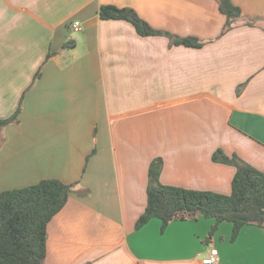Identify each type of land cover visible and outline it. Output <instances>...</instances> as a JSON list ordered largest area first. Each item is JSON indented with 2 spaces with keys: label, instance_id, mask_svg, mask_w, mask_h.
I'll return each mask as SVG.
<instances>
[{
  "label": "crops",
  "instance_id": "1",
  "mask_svg": "<svg viewBox=\"0 0 264 264\" xmlns=\"http://www.w3.org/2000/svg\"><path fill=\"white\" fill-rule=\"evenodd\" d=\"M232 1L243 17L224 32L217 0H0V118L23 100L0 143V193L74 185L44 264H202L211 248L218 264H264L261 227L235 241L231 223L210 237L216 221L202 216L136 229L157 158L163 185L224 195L236 168L214 162L217 150L264 172V0ZM103 6L205 45L140 36L101 19Z\"/></svg>",
  "mask_w": 264,
  "mask_h": 264
},
{
  "label": "trees",
  "instance_id": "2",
  "mask_svg": "<svg viewBox=\"0 0 264 264\" xmlns=\"http://www.w3.org/2000/svg\"><path fill=\"white\" fill-rule=\"evenodd\" d=\"M217 1L221 13L227 18L224 27V32H227L235 21L243 17V13L232 0ZM100 17L103 20L127 21L143 37L167 36L173 46L202 48L205 45L196 37H180L155 30L131 8L103 6ZM255 21L257 18L249 19V24ZM69 45L67 43L65 48ZM51 57L52 54H49L47 59ZM40 77L39 71L34 82ZM22 104L23 100L12 117L0 118V143L4 139L5 129L19 123ZM212 158L216 163L236 168L230 195L163 185L160 177L164 161L157 158L149 168L148 203L137 220L136 229H141L153 218L162 221L164 231L174 220H197L202 216L216 221L210 237L220 223H231V240L235 241L246 226L264 228V172L236 155H226L223 150H217ZM73 187L57 179H45L35 185L0 193V264L45 263L48 225L67 205Z\"/></svg>",
  "mask_w": 264,
  "mask_h": 264
},
{
  "label": "built area",
  "instance_id": "3",
  "mask_svg": "<svg viewBox=\"0 0 264 264\" xmlns=\"http://www.w3.org/2000/svg\"><path fill=\"white\" fill-rule=\"evenodd\" d=\"M72 30L79 32L82 30L80 22H74L72 25ZM219 262V253L215 248H211L208 256L202 260V264H218Z\"/></svg>",
  "mask_w": 264,
  "mask_h": 264
}]
</instances>
